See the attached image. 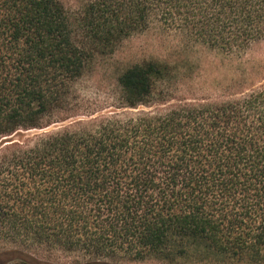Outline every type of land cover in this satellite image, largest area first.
<instances>
[{"label": "trees", "instance_id": "16d2710c", "mask_svg": "<svg viewBox=\"0 0 264 264\" xmlns=\"http://www.w3.org/2000/svg\"><path fill=\"white\" fill-rule=\"evenodd\" d=\"M153 21L237 75L181 96L149 60L118 75L110 110L86 102L96 56ZM258 44L264 0H86L73 17L0 0V264H264V61L243 62Z\"/></svg>", "mask_w": 264, "mask_h": 264}, {"label": "rangeland", "instance_id": "374dc122", "mask_svg": "<svg viewBox=\"0 0 264 264\" xmlns=\"http://www.w3.org/2000/svg\"><path fill=\"white\" fill-rule=\"evenodd\" d=\"M71 17L77 15L86 0H61ZM149 60L167 62L175 68L176 78L172 86L180 89L177 95L187 97H216L223 93L221 86L237 75L236 65L224 54L210 51L181 30L166 27L153 21L145 31L124 39L112 53L96 56L93 69L80 80L78 87L86 102H96L105 108L116 96L118 75L126 68ZM264 61V44L254 45L243 57V62ZM176 95V94H175ZM137 109H135L136 111ZM69 122L55 123L45 131L58 129ZM195 260L181 264H194ZM124 264H164L162 262H131ZM219 264V262L217 263ZM220 264H234L223 262ZM246 264V263H241Z\"/></svg>", "mask_w": 264, "mask_h": 264}]
</instances>
